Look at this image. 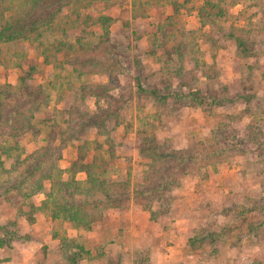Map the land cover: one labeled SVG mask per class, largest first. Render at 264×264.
I'll list each match as a JSON object with an SVG mask.
<instances>
[{"label": "rangeland", "instance_id": "rangeland-1", "mask_svg": "<svg viewBox=\"0 0 264 264\" xmlns=\"http://www.w3.org/2000/svg\"><path fill=\"white\" fill-rule=\"evenodd\" d=\"M21 19L0 41V264H264V0H0V26ZM79 161L86 225L51 217Z\"/></svg>", "mask_w": 264, "mask_h": 264}, {"label": "trees", "instance_id": "trees-1", "mask_svg": "<svg viewBox=\"0 0 264 264\" xmlns=\"http://www.w3.org/2000/svg\"><path fill=\"white\" fill-rule=\"evenodd\" d=\"M46 6V5H44ZM102 25H108V21L109 19L107 17H102ZM37 22L36 19H33L32 21H25L24 19H21L15 23H9L6 22L4 24H2L0 26V41H12V40H16L18 38L24 37L26 36V33L29 32V30L33 29L35 26V23ZM43 100V104L47 105L48 104V96L44 95V97L42 98ZM38 109V107H35L34 109H30L29 110V116L26 117L27 119L31 118L34 114V111H36ZM20 114L21 111H19ZM68 113L70 114V112L68 111ZM86 115H88L86 112L84 113ZM81 117H83V115L81 114ZM79 116L78 115H72L69 117L68 121L72 122L73 125L79 124ZM81 125H83L81 123ZM98 127L100 129H105L107 127V122L105 121H99V123H97ZM70 128V129H68ZM72 128V124L69 123L67 125V129H59L58 131H52V135L50 136V139L48 140V145L47 148L46 146L43 147L45 149V151L42 152L44 153L43 156L45 154H48V150L49 148H57L58 152H60L59 147H55L53 146V141L55 139L56 135H60V136H65L66 133H68V131L70 130V133H73L75 131V129H71ZM79 129V128H78ZM77 133H79V131H77ZM55 135V136H54ZM57 137V136H56ZM36 153H34L33 156H35ZM39 158V156H36ZM93 163H86L83 161H79V162H74L73 163V174L76 173L77 171H82L85 173V183L87 184L83 189H78V187L75 185L76 180L74 179V177H71L70 180H61L58 182L57 185V191H58V198H55L52 203H53V207L51 208V217L52 218H60L63 217L65 220H69L72 223H74L75 225H86L88 223V217L86 216L85 212L82 211L83 209L81 208L82 206L78 205L76 206L75 203L72 201L73 196H75V194H82L85 193L86 196H90V192H92L96 187L95 184L97 183L98 179L95 177L94 174V170H93ZM71 167V166H70ZM44 181V180H51V175L49 173H44L43 177L41 179H39V181ZM42 188V185L39 183L37 188L34 189V192H39ZM52 188V187H51ZM53 189H50L46 195L47 197H52L53 193H52ZM61 197V198H60ZM60 198V199H59Z\"/></svg>", "mask_w": 264, "mask_h": 264}]
</instances>
